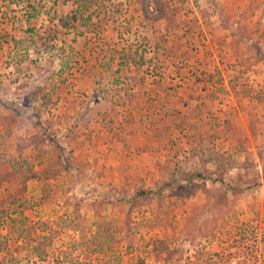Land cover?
Listing matches in <instances>:
<instances>
[{"label": "rangeland", "instance_id": "374dc122", "mask_svg": "<svg viewBox=\"0 0 264 264\" xmlns=\"http://www.w3.org/2000/svg\"><path fill=\"white\" fill-rule=\"evenodd\" d=\"M78 3L0 0V264H264V0Z\"/></svg>", "mask_w": 264, "mask_h": 264}, {"label": "trees", "instance_id": "16d2710c", "mask_svg": "<svg viewBox=\"0 0 264 264\" xmlns=\"http://www.w3.org/2000/svg\"><path fill=\"white\" fill-rule=\"evenodd\" d=\"M78 7L75 10V13H79V15L83 18V22L86 23L90 20V15L84 16L87 9L93 5L94 0H78ZM76 19V15L73 16ZM1 247V246H0Z\"/></svg>", "mask_w": 264, "mask_h": 264}]
</instances>
